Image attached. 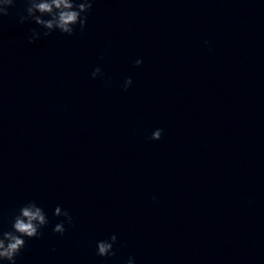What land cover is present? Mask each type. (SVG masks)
Instances as JSON below:
<instances>
[{
  "label": "clouds",
  "instance_id": "clouds-1",
  "mask_svg": "<svg viewBox=\"0 0 264 264\" xmlns=\"http://www.w3.org/2000/svg\"><path fill=\"white\" fill-rule=\"evenodd\" d=\"M17 0H0V21L9 15V9L15 7ZM95 0H23L25 5L23 13H18L19 23H34L37 27L29 30V43H35L42 36L48 37L53 32L72 36L77 28L83 32L87 27L88 15L93 8ZM208 45L209 42L205 41ZM103 59V56H101ZM135 66L139 67L143 61L137 59ZM102 69L97 66L91 72L93 79L103 78ZM131 77L123 81L122 88L132 85ZM163 135V129H156L149 139L158 141ZM156 198L153 197V200ZM53 215L64 219L53 226V233L64 235L65 225H72L71 214L59 205L55 207ZM49 224V219L42 207L35 201H28L19 206L11 217V230L0 227V262L17 264V257L26 247L27 240L42 236V229ZM117 236L112 234L109 238L96 242V255L99 257H114ZM126 264H135V258L129 257Z\"/></svg>",
  "mask_w": 264,
  "mask_h": 264
}]
</instances>
